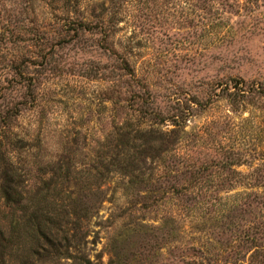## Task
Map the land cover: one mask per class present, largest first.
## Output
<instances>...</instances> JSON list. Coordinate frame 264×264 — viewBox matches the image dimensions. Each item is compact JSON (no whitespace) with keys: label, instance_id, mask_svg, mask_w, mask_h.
Returning a JSON list of instances; mask_svg holds the SVG:
<instances>
[{"label":"rangeland","instance_id":"374dc122","mask_svg":"<svg viewBox=\"0 0 264 264\" xmlns=\"http://www.w3.org/2000/svg\"><path fill=\"white\" fill-rule=\"evenodd\" d=\"M2 170L64 199L6 264H264V0H0Z\"/></svg>","mask_w":264,"mask_h":264},{"label":"trees","instance_id":"16d2710c","mask_svg":"<svg viewBox=\"0 0 264 264\" xmlns=\"http://www.w3.org/2000/svg\"><path fill=\"white\" fill-rule=\"evenodd\" d=\"M79 27L82 30H88L85 25H79ZM138 134H140V137H137ZM119 136L121 141L116 149H119L120 155L125 150L128 152L132 149L138 150V147L132 146V128H125L124 132L119 134ZM176 136L177 134L172 137L173 139H165L156 136L154 132L141 133L137 131L135 139L141 140L146 145L157 142L163 145L164 143L165 147L169 148L175 143ZM120 146H122V149L119 148ZM134 164L135 162H131V174L132 167H135ZM9 172V170L0 172V264H6L19 250L23 252V247L28 243H33L35 248L32 250L30 246L29 251L31 250L32 254H36V244H38L39 237L44 239L50 251L53 250L49 251V253L58 254V244L54 238V225L58 223L54 221L53 214H55L57 200H64L60 197L61 192L56 191L57 193L52 195H42L44 192L42 191L31 195L27 189L26 181L15 180V175ZM50 197L53 201L51 203L48 202ZM2 222H9L5 227L6 231ZM78 259L80 261L79 264H95L82 257ZM20 260L21 263L25 262L27 260L26 256ZM205 263L210 264L209 259Z\"/></svg>","mask_w":264,"mask_h":264}]
</instances>
